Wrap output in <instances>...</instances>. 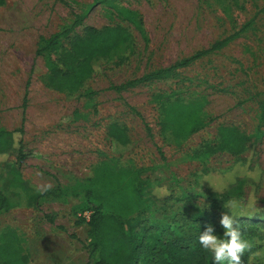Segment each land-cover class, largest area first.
I'll use <instances>...</instances> for the list:
<instances>
[{
  "label": "rangeland",
  "instance_id": "1",
  "mask_svg": "<svg viewBox=\"0 0 264 264\" xmlns=\"http://www.w3.org/2000/svg\"><path fill=\"white\" fill-rule=\"evenodd\" d=\"M116 25L130 41L99 59L76 92L48 85L52 62L73 66L67 52L86 27ZM66 30L41 49V38ZM232 34L222 49L143 79ZM176 100L201 104L205 124L186 139L162 131L160 105ZM263 100L264 0H0V127L23 128L0 155V187L21 141L20 173L30 190L9 188L19 203L0 213V234L18 233L27 264H94L88 222L98 204L84 192L107 163L145 169V209L121 220L128 235L148 225L165 230L163 239L172 230L185 237L211 224L222 237L221 215L244 209L259 214L258 223L244 225V238L264 244V211L257 210H264ZM113 125L125 139L109 136ZM221 127L248 137L243 152H211ZM235 178L246 181L242 194L226 204L214 191ZM44 191L52 194L29 203V194Z\"/></svg>",
  "mask_w": 264,
  "mask_h": 264
},
{
  "label": "trees",
  "instance_id": "2",
  "mask_svg": "<svg viewBox=\"0 0 264 264\" xmlns=\"http://www.w3.org/2000/svg\"><path fill=\"white\" fill-rule=\"evenodd\" d=\"M232 1V0H228ZM235 1V0H234ZM231 6V5H230ZM81 17L75 15L74 26ZM62 31L45 40L40 39L44 46L43 51L49 50L61 37L67 34ZM85 36L78 38L67 53L73 66L62 70L57 63L50 64L48 85L56 90H66L74 93L78 90L82 80L87 78L97 65L99 59L107 57L111 52L118 50L130 41V33L120 25L97 29L85 28ZM142 34V32H141ZM237 34V33H236ZM235 34L214 42L207 49L194 53L191 57L176 63L168 68L157 70L143 79L160 77L174 69L187 64L225 47ZM40 54L41 52H37ZM28 82L26 84V87ZM26 97H23L22 108L25 109ZM161 123L162 131H170L176 138L186 139L200 130L205 122L201 114L200 102L184 103L180 101L163 102ZM261 117L264 116V100L260 104ZM23 128L9 131L0 127V155H5L14 144V133H22ZM109 136L122 141L125 139L123 130L118 126H110ZM248 141L246 135L240 134L234 128L221 127L218 130V140L211 152L228 151L241 153ZM18 145V154L13 164H4L2 169V185L0 187V213L9 211L19 203V195L9 191L11 186H18L30 191L20 173L22 161L21 141ZM145 169L114 168L107 163L99 165L94 171L91 187L85 190V196L97 203L88 222V237L90 239V255L94 257V264H213V254L205 250L199 243L198 237L205 228L194 235L183 236L177 230L164 239L161 237L165 230L157 226L144 225L142 232L128 235L122 219L129 221L130 217L145 209V192L148 183L142 174ZM246 181L235 178L227 184L221 192L214 191L218 198L226 204L237 200L242 194V187ZM52 191L38 194H29V203L37 204L38 200L48 197ZM105 210L106 212H103ZM261 213V212H259ZM232 214V211L230 212ZM238 217L239 229L245 232L250 223H258L257 213L247 214L243 209L235 213ZM46 220L53 222L49 215ZM143 218V215H142ZM131 225V224H129ZM252 247L241 257L242 264H264V244L250 242ZM27 255L24 253L18 233L11 228L4 229L0 234V264H27ZM227 264V262H225Z\"/></svg>",
  "mask_w": 264,
  "mask_h": 264
},
{
  "label": "clouds",
  "instance_id": "3",
  "mask_svg": "<svg viewBox=\"0 0 264 264\" xmlns=\"http://www.w3.org/2000/svg\"><path fill=\"white\" fill-rule=\"evenodd\" d=\"M235 208V204L231 205ZM257 208V207H256ZM258 211H264L257 208ZM235 213H223L219 220L223 228V236L214 234L211 224L200 233L198 240L201 246L213 254V264H242L241 257L252 247L251 243L244 238L243 233L237 227L238 220Z\"/></svg>",
  "mask_w": 264,
  "mask_h": 264
}]
</instances>
